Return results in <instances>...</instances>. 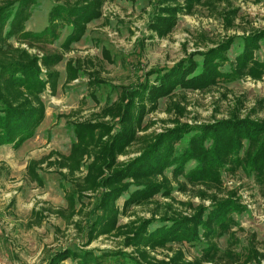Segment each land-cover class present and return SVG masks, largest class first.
<instances>
[{"label":"trees","instance_id":"obj_1","mask_svg":"<svg viewBox=\"0 0 264 264\" xmlns=\"http://www.w3.org/2000/svg\"><path fill=\"white\" fill-rule=\"evenodd\" d=\"M183 1V3H181ZM156 12L149 28L159 35L170 33L179 11L190 10L202 0H151ZM174 2L175 4H169ZM37 0H4L0 3V146H21L35 135L46 114L42 94L48 86L55 88L59 71L54 70L63 58L59 53L38 56L13 42H56L68 29L62 46L69 49L80 41L88 25L102 17L103 0L57 2L49 11V22L42 30L27 29L31 6ZM232 12L229 11V14ZM264 43V29L249 34L233 35L216 46L191 51L179 61L145 70L141 67L140 45L134 64L135 83L125 86L118 99L105 105L99 114L112 120L76 121L72 123L74 142L68 156H60L59 164L77 169L84 155H91L88 172L77 190L68 192L74 204L76 193L95 191L89 232L124 235L122 248L65 247L52 252L46 264H202V260L218 259L238 262L242 253L233 249L240 244L233 228L241 229L236 216L247 211L237 191L227 197L213 195L210 205L199 204L188 215L153 214L126 224H118L120 215L133 206L146 204L157 195L171 196L172 187L167 172L183 175L189 181L205 186L221 185L225 173L242 171L264 189V120L240 116L208 123L177 121L172 127L154 135L136 157L117 162L120 154L136 141L149 111L158 102L172 97L177 90H196L219 83H231L245 76L261 78L264 59L257 56ZM236 50L234 57L229 55ZM103 54L109 57L107 50ZM82 67L68 62L67 80L79 77ZM89 84L103 85L98 74ZM94 95V93H92ZM148 105H151L150 107ZM116 128L114 134L112 130ZM110 135L109 139L104 136ZM64 175V173H63ZM65 176V175H64ZM124 198L120 208L117 200ZM83 203V199L79 200ZM78 205V204H77ZM84 205H81V208ZM88 226V225H87ZM236 229V230H237ZM226 237L227 247L221 250L217 240ZM92 239V238H91ZM90 242V241H89ZM202 244L201 257L185 261L180 253L169 260L153 258L146 247L155 249L169 243ZM124 247H133L127 251ZM202 259V260H201Z\"/></svg>","mask_w":264,"mask_h":264},{"label":"rangeland","instance_id":"obj_2","mask_svg":"<svg viewBox=\"0 0 264 264\" xmlns=\"http://www.w3.org/2000/svg\"><path fill=\"white\" fill-rule=\"evenodd\" d=\"M65 1L37 0L30 8L27 29L42 30L49 22L52 5ZM155 5L151 0H103L102 17L91 22L83 38L69 49L62 46L68 29L54 43L37 42L32 46L27 42H13L15 47L20 45L38 56L59 53L63 58L54 66L59 71L56 87L48 86L42 94L46 114L35 135L19 147L0 146V264H46L52 252L65 247H123L124 235H117L115 231L97 237L93 236L95 231L89 232L94 218L91 214L94 190L77 192L74 204L66 194L75 185L77 190V182H83L92 156L84 155L82 165L72 170L62 167L58 161L60 156L71 152L75 141L72 123L112 120L99 113L106 104L118 99L123 87L135 83L137 74L133 63L140 45L141 67L148 70L171 65L191 51L216 46L229 36L264 29V0H202L190 10L179 11L174 29L159 35L148 26L153 11L156 12ZM104 50L109 57L103 54ZM235 52L231 49L229 55L233 58ZM257 56L264 59V43ZM68 62L82 67L74 80H67ZM89 73L98 74L103 85L89 84L94 77ZM232 111L264 120V75L261 78L245 76L231 83L196 90L179 89L172 97L162 98L158 108L145 116L139 138L126 153L118 156L117 162L124 163L139 155L148 140L177 121L214 122L230 117ZM115 131L116 128L112 134ZM110 135L106 134L104 139ZM167 177L171 182V196L157 195L146 204L131 207L120 215L118 224L162 215L166 210L170 214L188 215L199 204L210 205L213 195L224 198L237 191L247 211L236 216L241 229L235 226L233 230L240 244L232 248L240 251L242 257L238 262L201 259L202 264H264V189L253 178L237 171L225 173L221 185L205 186L183 175L174 177L171 172H167ZM117 203L122 208L124 198H119ZM81 205L84 206L81 208ZM215 241L224 251L226 237ZM202 244L171 242L165 247L146 248L155 259L169 260L180 253L185 261H195L201 257ZM124 249L132 251L133 247Z\"/></svg>","mask_w":264,"mask_h":264}]
</instances>
